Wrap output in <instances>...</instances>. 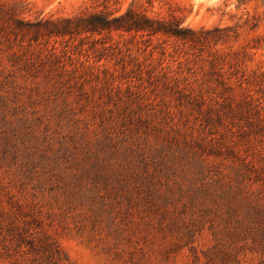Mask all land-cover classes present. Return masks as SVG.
Returning <instances> with one entry per match:
<instances>
[{
	"label": "rangeland",
	"instance_id": "1",
	"mask_svg": "<svg viewBox=\"0 0 264 264\" xmlns=\"http://www.w3.org/2000/svg\"><path fill=\"white\" fill-rule=\"evenodd\" d=\"M1 1L29 19L103 10ZM119 1L228 36L52 39L60 64L46 52L32 68L0 39V264H30L7 249L12 226L69 264H264V195L247 179L264 168V0Z\"/></svg>",
	"mask_w": 264,
	"mask_h": 264
},
{
	"label": "trees",
	"instance_id": "2",
	"mask_svg": "<svg viewBox=\"0 0 264 264\" xmlns=\"http://www.w3.org/2000/svg\"><path fill=\"white\" fill-rule=\"evenodd\" d=\"M118 4H120L119 0H101L99 6L103 7V10L100 11L84 10L77 15L63 18L29 19L25 16L27 10L24 5L1 1L0 39L11 46V49L13 45H18L19 49L13 54V59L17 64L32 68L39 61L44 60L46 52H48L47 56L53 59V65L60 64L56 45L49 50L52 39L121 34L141 38L160 37L167 41L174 40L177 43L205 47L228 36V29L215 28L196 31L185 27L183 21L174 16L169 19L150 17L133 4L125 12H121V8L111 9ZM213 66H215L214 62ZM225 88L228 90L230 86L226 85ZM230 98L227 99L229 100L228 112L230 114L236 112V116H242L241 104L236 105V110L234 100ZM253 173L255 175L247 179L251 182V186L259 187L260 195H264V168L260 171H253ZM25 234V231L22 232L16 226H12L8 233L11 247L7 249H12L11 251L20 257L30 255V264H69L68 258L59 245L48 243L47 238H44V241L38 239L36 243L34 239H28Z\"/></svg>",
	"mask_w": 264,
	"mask_h": 264
}]
</instances>
